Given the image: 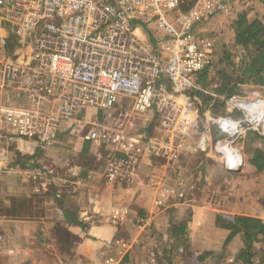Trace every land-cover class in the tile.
<instances>
[{"label": "crops", "instance_id": "crops-1", "mask_svg": "<svg viewBox=\"0 0 264 264\" xmlns=\"http://www.w3.org/2000/svg\"><path fill=\"white\" fill-rule=\"evenodd\" d=\"M239 15L264 26V3L239 0L198 28L210 45V65L216 52V81L205 89L215 93L228 79L232 94L252 102L264 97V87L241 76L253 48L234 43L231 24ZM196 99L199 113L179 125L189 144L170 160L147 151L159 130L153 113L112 147L84 140L100 115L95 110L78 111L45 135L29 128L36 115L29 101L0 89V264H243L242 236L228 240L230 230L217 218L264 222V115L242 135L246 148L235 144L241 163L229 171L213 148L226 111L212 98ZM46 100L41 109L55 114L58 101ZM232 116L243 119V109ZM133 152L139 160L133 180L108 181V157ZM253 252L258 261L264 245Z\"/></svg>", "mask_w": 264, "mask_h": 264}, {"label": "built area", "instance_id": "built-area-1", "mask_svg": "<svg viewBox=\"0 0 264 264\" xmlns=\"http://www.w3.org/2000/svg\"><path fill=\"white\" fill-rule=\"evenodd\" d=\"M239 0H0V45L16 42L23 55L0 61V89L22 94L35 109L30 129L51 135L78 111L100 115L89 123L84 140L116 147L148 113L156 115L158 134L147 140L155 158L173 160L187 147L179 125L198 112L194 91L223 105L217 119L221 138L213 148L234 170L241 157L239 136L254 123L235 119V94L219 95L201 88L197 78L210 65L208 41L199 26L228 12ZM19 49V48H18ZM46 96L58 101L55 114L41 109ZM39 113V114H38ZM116 153H119L116 151ZM138 154L108 157V181H132Z\"/></svg>", "mask_w": 264, "mask_h": 264}, {"label": "trees", "instance_id": "trees-1", "mask_svg": "<svg viewBox=\"0 0 264 264\" xmlns=\"http://www.w3.org/2000/svg\"><path fill=\"white\" fill-rule=\"evenodd\" d=\"M261 1L264 3V0ZM231 28L235 35L234 43L236 46H251L253 48V51H251L252 53L250 52L251 55L247 54L249 57L245 66L243 65L241 72L242 78L251 80L255 86L264 87V26L258 21L248 22L243 15H239L237 19L232 22ZM208 75L209 69L205 67L197 78V84L201 88L206 87ZM228 86V79H225L221 88L214 91L220 95H231L233 90ZM191 96H195L201 101L203 100V102L210 98L198 91L192 92ZM256 157L260 159V154L257 153ZM220 222L223 223L225 228L230 230L228 240L237 234H240L243 238L244 248L240 251L239 261L243 264H264V255H262L258 261H255V254L253 252V246L255 244L264 245L263 221L248 217H237L232 221L217 218V223Z\"/></svg>", "mask_w": 264, "mask_h": 264}, {"label": "rangeland", "instance_id": "rangeland-1", "mask_svg": "<svg viewBox=\"0 0 264 264\" xmlns=\"http://www.w3.org/2000/svg\"><path fill=\"white\" fill-rule=\"evenodd\" d=\"M214 16H216V15H214ZM206 23V22H205ZM216 25H217V22L216 23H214L213 24V27H212V29H216ZM220 30V29H219ZM216 38V37H215ZM214 38V35H213V39L214 40H216ZM216 43V42H215ZM215 46H217V45H214L213 47H215ZM219 46V45H218ZM19 48V45L16 43V42H14V41H11V42H9V43H7V45L6 46H4V47H0V61H3V60H5L6 58H10V59H14L15 57L13 56L16 52H18V53H20L21 55H23L25 52H27L29 49H26V46L24 47V49L22 48V50H20V49H18ZM214 53V52H213ZM220 55V51H218V56ZM216 57V52H215V54H214V57H213V63L211 64V65H209L210 66V68L209 69H211V71H212V73L210 74L209 73V75H208V79H207V85L206 86H209L210 84H214L215 83V81H216V78H215V75H214V71H215V68H216V66H215V64H214V60L216 59L215 58ZM226 69L228 70V72H229V74H231L232 73V67H227L226 66ZM261 94H264V92H262ZM262 98H264V97H262ZM248 134V133H247ZM247 136V135H246ZM255 139H257V137L255 138ZM246 139H244L243 138V136H239L238 137V140H237V146L239 147V148H243V147H245L246 148V145H244V141H245ZM244 145V146H243Z\"/></svg>", "mask_w": 264, "mask_h": 264}, {"label": "bare ground", "instance_id": "bare-ground-1", "mask_svg": "<svg viewBox=\"0 0 264 264\" xmlns=\"http://www.w3.org/2000/svg\"><path fill=\"white\" fill-rule=\"evenodd\" d=\"M260 100L261 101H258L255 103L254 109H251V106H249L248 104H243V103L240 104L244 113L246 112L247 119H250V117H252L251 121L253 123L258 122L259 121L258 117L261 118L264 115V110H262V107H264V100H262V99H260ZM248 111H249L250 115H248ZM248 116H249V118H248Z\"/></svg>", "mask_w": 264, "mask_h": 264}, {"label": "water", "instance_id": "water-1", "mask_svg": "<svg viewBox=\"0 0 264 264\" xmlns=\"http://www.w3.org/2000/svg\"><path fill=\"white\" fill-rule=\"evenodd\" d=\"M226 168L229 170L230 168L226 165ZM229 171H236V169H234V170H229Z\"/></svg>", "mask_w": 264, "mask_h": 264}]
</instances>
